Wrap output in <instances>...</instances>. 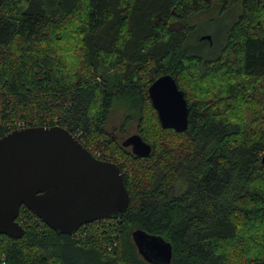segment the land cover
I'll list each match as a JSON object with an SVG mask.
<instances>
[{
	"label": "trees",
	"instance_id": "obj_1",
	"mask_svg": "<svg viewBox=\"0 0 264 264\" xmlns=\"http://www.w3.org/2000/svg\"><path fill=\"white\" fill-rule=\"evenodd\" d=\"M219 3L235 17L225 42L198 50L194 16L215 0H0V138L62 125L130 192L120 217L72 235L22 206L25 235H0V264H164L136 231L170 242V264H264V0ZM164 74L185 92L186 130L163 127L151 100ZM115 110L148 156L107 128Z\"/></svg>",
	"mask_w": 264,
	"mask_h": 264
},
{
	"label": "water",
	"instance_id": "obj_2",
	"mask_svg": "<svg viewBox=\"0 0 264 264\" xmlns=\"http://www.w3.org/2000/svg\"><path fill=\"white\" fill-rule=\"evenodd\" d=\"M149 93L163 127L188 128V101L171 74L158 77ZM123 145L139 156H148L153 149L139 133ZM129 204L120 165L96 157L68 128L25 126L0 138V235H25L18 221L22 206L55 231L72 235L85 224L120 217ZM134 239L147 261L172 262L170 242L143 231H136Z\"/></svg>",
	"mask_w": 264,
	"mask_h": 264
},
{
	"label": "rangeland",
	"instance_id": "obj_3",
	"mask_svg": "<svg viewBox=\"0 0 264 264\" xmlns=\"http://www.w3.org/2000/svg\"><path fill=\"white\" fill-rule=\"evenodd\" d=\"M215 1L217 4L212 8V10L194 16L193 21H197L196 23L198 26L194 35V43L196 44V48H198V50L211 45V41L208 43L207 39L203 38L205 35H211L213 41L212 44H214L212 47H217V49H220V47H222L225 42V36L227 35L230 24L235 18H233V16H229V14H219L218 11L221 6L219 1L222 0ZM199 39L204 41H200ZM123 121V111L115 110L112 112L107 123V128L114 132L121 142H123L129 136L138 133L136 122L127 125L125 130H123ZM128 148L132 150V147Z\"/></svg>",
	"mask_w": 264,
	"mask_h": 264
},
{
	"label": "flooded vegetation",
	"instance_id": "obj_4",
	"mask_svg": "<svg viewBox=\"0 0 264 264\" xmlns=\"http://www.w3.org/2000/svg\"><path fill=\"white\" fill-rule=\"evenodd\" d=\"M210 41H211V44H212V39Z\"/></svg>",
	"mask_w": 264,
	"mask_h": 264
}]
</instances>
